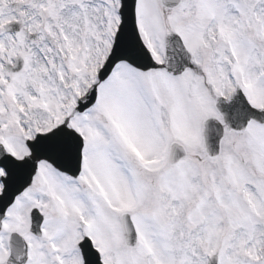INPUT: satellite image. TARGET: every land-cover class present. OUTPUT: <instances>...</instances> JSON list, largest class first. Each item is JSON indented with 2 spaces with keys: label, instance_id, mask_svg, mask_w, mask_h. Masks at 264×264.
Returning <instances> with one entry per match:
<instances>
[{
  "label": "snow or ice",
  "instance_id": "obj_1",
  "mask_svg": "<svg viewBox=\"0 0 264 264\" xmlns=\"http://www.w3.org/2000/svg\"><path fill=\"white\" fill-rule=\"evenodd\" d=\"M0 264H264V0H0Z\"/></svg>",
  "mask_w": 264,
  "mask_h": 264
}]
</instances>
